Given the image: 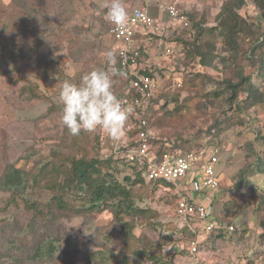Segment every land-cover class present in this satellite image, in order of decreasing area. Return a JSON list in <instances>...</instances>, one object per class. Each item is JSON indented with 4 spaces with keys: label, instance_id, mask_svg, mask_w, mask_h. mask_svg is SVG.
<instances>
[{
    "label": "rangeland",
    "instance_id": "1",
    "mask_svg": "<svg viewBox=\"0 0 264 264\" xmlns=\"http://www.w3.org/2000/svg\"><path fill=\"white\" fill-rule=\"evenodd\" d=\"M226 1L181 0L189 27H166L164 38L173 42L174 56L162 55L165 43H158L159 36L153 34L150 51H142L139 62L149 63L160 84L148 113L156 151L161 145L169 150L217 151L219 187L202 197L211 203L214 216L235 230L207 235L202 257L211 264H264V169L257 164V158H264V107L240 103L243 109L238 110L225 89L227 80L249 75L264 100V0H244L237 10L243 21L229 43L222 33L228 30L220 25ZM169 2L122 0L128 13L146 7L161 25L166 18L160 7ZM109 3L0 0V38L14 56L5 59L0 51V264H119L123 246L109 210L60 217L43 226L31 222V213L21 207H4L9 193L1 186L11 166L29 171L52 159L54 152L80 156L84 143L89 154L103 157L113 145L102 130L72 136L61 121L59 100L68 73H75L78 81L93 67L103 66L105 51L117 49L107 19ZM196 46L208 53V65L200 63ZM123 74L113 77L117 96L125 82ZM245 96L239 91L238 100ZM116 165V179L139 194L133 196L134 205L152 212L133 220L124 215L132 221L133 247L146 254L139 258L131 253V264H155L153 258L159 264H182L190 235L181 231L183 222L174 214L176 187H154L145 180L133 184L137 166ZM242 177L245 181L238 187ZM25 196L46 202L51 195L44 187L27 185ZM47 236L56 247L54 258L38 259L34 248Z\"/></svg>",
    "mask_w": 264,
    "mask_h": 264
},
{
    "label": "built area",
    "instance_id": "2",
    "mask_svg": "<svg viewBox=\"0 0 264 264\" xmlns=\"http://www.w3.org/2000/svg\"><path fill=\"white\" fill-rule=\"evenodd\" d=\"M167 19L164 25L149 13L146 7L134 8L128 13L126 26L117 29L110 22V33L122 54L117 57L116 68L126 71L124 84L120 90L122 103L132 108L126 123L124 134L119 142H114L103 157H112L118 163L134 164L146 182L163 186H175L178 198L174 214L187 227L191 236L186 240L187 253L182 264H211L201 254V244L206 236L220 228L226 232L234 231L231 224H221L214 216L211 203L192 199L183 194L185 189L201 197L219 187V175L215 170L218 163L217 151L212 150H169L158 154L153 144V134L148 122V113L153 100L157 98L160 84L151 70L140 67L141 52H146L152 41V35L166 36L169 30L188 28L190 21L182 8L181 0H170L164 6ZM139 35L140 40L137 39ZM145 41V44L141 41ZM141 42V43H140ZM174 44L165 40L163 54L174 56ZM215 264V263H214ZM227 264V263H221ZM229 264H242L230 262Z\"/></svg>",
    "mask_w": 264,
    "mask_h": 264
},
{
    "label": "trees",
    "instance_id": "3",
    "mask_svg": "<svg viewBox=\"0 0 264 264\" xmlns=\"http://www.w3.org/2000/svg\"><path fill=\"white\" fill-rule=\"evenodd\" d=\"M243 3L244 0H228L222 5L220 25L222 24L224 31L225 29L228 30L226 34L222 31L226 37L225 39H228L227 43H229V39L233 41L234 35L239 31V23L243 19L237 10ZM253 46L255 45L253 44ZM0 51L3 52L5 59L14 57L13 49L1 38ZM202 51L203 49H200L199 46L195 47V55L200 57V63L208 65L210 63L207 59L208 53ZM16 56L19 57L20 54L17 53ZM117 70L120 74L127 73L120 66ZM145 73L151 74L148 71H145ZM225 89L229 92V103L236 104L238 110L243 109L239 106L240 103H245L246 108L256 105L257 107H264L262 94L256 90L249 75H241L236 82L227 80ZM239 91L246 93L245 98L242 100H238ZM31 93L35 95V92L31 91ZM87 145L88 143L81 145L80 156L54 152L52 159L35 165L29 171L13 166L6 169L1 180V186L4 191L9 193V196L4 207L9 210L13 207H21L22 211L31 213V222H40L43 223V226L53 224L52 222L60 217L77 216L96 209L99 211L109 210L113 214V223L115 229H117L118 237L122 241L121 246H123L118 253V263L131 264V253L139 258H145V251L132 245L131 220L134 219L135 215H139V218H141L152 212L135 206L133 196L139 195L138 192H133L131 187H127L116 179L114 171L118 162L110 156L99 157L93 152L89 154L87 148L85 151ZM165 151H169V149L163 148L161 145L158 154ZM257 164L262 165L264 169V158H257ZM244 181L243 177L240 178L237 186H241ZM130 182L133 184L143 183L144 179L138 171L136 179ZM153 184L154 187L157 186L156 183ZM27 185H31L33 189L44 187L51 195L49 200L37 202L27 199L25 196ZM154 189L149 191H154ZM124 215L131 220H125ZM221 230L217 228L211 233ZM181 231L191 236V232L188 233L187 227L181 228ZM50 238L47 236L42 238L40 242L38 241L34 248L36 258L45 260L48 257L54 258L56 247L54 241ZM153 261L155 264H159L154 258Z\"/></svg>",
    "mask_w": 264,
    "mask_h": 264
},
{
    "label": "clouds",
    "instance_id": "4",
    "mask_svg": "<svg viewBox=\"0 0 264 264\" xmlns=\"http://www.w3.org/2000/svg\"><path fill=\"white\" fill-rule=\"evenodd\" d=\"M107 19L117 29L126 26L128 12L122 0H110ZM120 54L119 50L109 48L102 54L103 66L93 67L78 81L74 80L75 73H68L60 85L61 121L72 136L81 131L102 130L114 142L122 139L132 108L126 107L112 91L113 77L120 74L116 68Z\"/></svg>",
    "mask_w": 264,
    "mask_h": 264
},
{
    "label": "crops",
    "instance_id": "5",
    "mask_svg": "<svg viewBox=\"0 0 264 264\" xmlns=\"http://www.w3.org/2000/svg\"><path fill=\"white\" fill-rule=\"evenodd\" d=\"M160 8L162 9V11H163V13H164V15H165V18L167 19V16H166V14H165V11L163 10V9H164V5H161ZM158 26H161V24H159ZM154 36H159L158 43H161V41H163V43H165V40H164L165 37H162V36H160V35H158V34H154ZM137 39L140 40L139 35L137 36ZM143 39H144V38H143ZM143 39L141 38V41H142L143 43L140 42L142 45L145 44V41H144ZM151 43H153V40L151 41ZM149 51H150V49H149ZM161 53H162L163 56H165V55L163 54V49L161 50ZM148 64H149V63L144 64L143 62H141V63H140V67L143 68V69L145 68L146 71H147V70H149V68H148L149 66H147ZM182 193H183V194H186L187 196L191 197L192 199H197V200H200V201H202V199H203V197L201 198V197L197 196L196 194L192 193L191 190H189V189H185V188H184V191H183Z\"/></svg>",
    "mask_w": 264,
    "mask_h": 264
}]
</instances>
